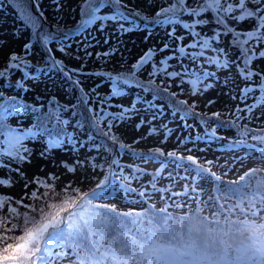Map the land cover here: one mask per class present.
I'll use <instances>...</instances> for the list:
<instances>
[{
    "label": "snow or ice",
    "instance_id": "obj_1",
    "mask_svg": "<svg viewBox=\"0 0 264 264\" xmlns=\"http://www.w3.org/2000/svg\"><path fill=\"white\" fill-rule=\"evenodd\" d=\"M41 0H14L13 6L19 14V18L23 21V28L31 30V41L25 45L27 54L31 55L32 43L39 42L41 50L46 53L44 63L33 64L26 56H18L12 54L10 63L5 70H0V77L10 76L12 69L20 70L23 73V79H19L14 85L15 87L27 93L31 90L26 86V81L40 82L42 77L50 79V74L60 73L62 77L68 81L69 93L75 90L78 95L76 104L71 107L75 109L73 116H80L76 120L73 127L79 131H83L87 126L90 130L87 139H81L76 131H68L69 119L62 117L63 112L69 110L67 105L59 103L55 96L48 101L47 112H42L43 104L36 106L27 103L22 97L7 96L0 91V167L7 168L9 175L0 177V187H12L14 181L10 173L17 172L21 178L25 179V189L29 187L26 174L20 171V168H11L10 163H5V159L22 165L23 162H30L32 149L25 145V141H35L40 136L47 139L46 149L41 152V156L47 158L51 154V150L62 148L65 143L72 147L73 152H78L80 147L85 144L90 149L99 151L103 149L112 159L107 161V157L103 158V162L96 163L97 157L88 158L90 166L93 170H105L106 175L100 179L95 187L85 191L79 186H73V182H69L65 186L62 193H53L51 197L47 193L41 197L40 188H50L51 185L44 179L34 177L32 183L37 185L31 194L25 192L24 197L16 199L10 193L0 192V225H9V227L0 228L5 234L0 235V264H107V261H101L99 249L104 245L124 242L126 247H131V236L136 232V226L141 224L145 217L152 215H160L163 209L157 210L154 204L149 208L137 210L135 208L127 211L117 209L115 204L107 203L110 198L116 197L123 193L125 198L127 194L135 193L141 198V202L151 198L152 193H164L168 189L157 187V179L160 174L168 167L169 164L174 166V170L179 173L183 170L191 175L194 173L193 180L200 178L205 183L209 182L207 174L215 178V182L222 177L221 174L213 171L216 165L214 160H201L200 157L185 154L191 153L196 148L198 142L211 144L223 139L216 135V129L230 128L236 130L240 139L230 141L219 150H237L244 148L247 155L258 154L264 157V143L257 145L256 141L264 142V135L253 134L255 129L242 125L247 121L250 125L253 120V112L261 106H264V72L259 70V66L253 68V62L259 58H264V49L257 51L261 44H264V0H172L167 6H161L153 17L142 15V12L133 8H129L123 0H84L81 7V20L74 29H64L59 26L50 27L45 23L46 17L44 12L40 10ZM53 3L59 4V0H52ZM152 0H149L151 3ZM167 3V0H165ZM35 4L39 15L31 11V5ZM111 7L109 14H101V10ZM58 10V9H57ZM211 13L209 18L208 15ZM185 17H191L190 20ZM144 23L141 24L140 21ZM254 21V24H253ZM99 22V31L103 32L108 27L109 22L117 25L116 31L122 37L125 33L135 30L147 29L148 35H152L156 27L162 30L170 28L166 31L168 40L163 43V47L156 49L155 46L149 48L138 61L131 66V71H121L113 73L111 71H89L85 72L84 68L87 59L92 53L87 51L95 45V35L89 33L92 39L84 36L89 29ZM249 23L253 26L249 29L240 27L243 23ZM128 25L127 27L125 25ZM212 26L208 28V26ZM184 30L185 34L177 35V27ZM201 29H207L202 31ZM23 29L15 30L18 35ZM209 32L211 34H209ZM108 33H105L104 43H108ZM84 36L83 43L84 63L79 68L69 67L64 60L56 58L51 47L53 42L58 46V51L65 56H71L67 51L71 47L74 37ZM191 36L192 39L184 44L183 41ZM228 49L221 46L224 39L228 38ZM148 36H145L147 41ZM173 41L176 46L172 47ZM122 42V41H121ZM3 44V41H0ZM99 44V40H96ZM119 48V44L114 45L109 50L101 53L97 52L98 60L101 57L108 58L113 55ZM239 51V55L235 59L230 57L233 55L232 49ZM170 50V54L162 57L157 63L155 57L160 52ZM191 50V51H190ZM211 52L212 55L208 53ZM80 60L81 57H74ZM188 60L193 65L184 63ZM176 60L177 64L170 63ZM106 60H101V64ZM151 64V71L148 72V79H141L138 75L144 68ZM205 65H215L216 71H210ZM235 65L236 72L240 78L248 82L240 92V100L247 101L250 95L259 89V95L254 97L252 104H245L244 108L239 106L233 112L232 120L224 119V114L220 111L212 113H200L195 111L198 102L193 101L191 104L187 99H178V93L171 91V81L179 77V85L188 83L191 86L190 95L197 94L203 96L205 92L214 88L211 80L219 81L221 78L217 75L220 70H228ZM179 66V70L177 69ZM35 68L32 73L29 69ZM171 69V71L169 70ZM81 76H103L105 80L111 83V92L109 95H101L96 88L85 90ZM157 77H160L157 82ZM254 77H259V83L254 81ZM167 81V83H166ZM229 78L225 77L223 83L227 84ZM103 83V81H102ZM97 88L99 85L96 86ZM135 87L138 89L131 106L121 104H113V98H120L128 95L126 88ZM143 92L145 95H141ZM183 93L184 89L181 88ZM151 93V100L145 96ZM235 99V95L232 96ZM37 100L40 99L38 96ZM91 101V103H90ZM157 101L162 103L157 104ZM215 103L214 100L208 101L205 107ZM99 105L96 107V105ZM142 104L143 108L137 105ZM167 104L173 118L179 114L185 130L194 127L189 125V119H195L204 127V134H197L195 137L191 135L183 140L176 149L165 151L162 147H155L148 151L136 150L133 145L121 142L119 134L113 131V126L119 127L120 123L130 121L135 114L141 111L152 112V121L162 117L165 114L164 105ZM112 108L119 111L113 112ZM34 114L35 123L28 128L13 127L7 123L9 117H18L21 114ZM243 113V115H240ZM264 114V113H261ZM254 119L259 120L260 114ZM105 121L107 122L105 125ZM146 122L141 118L139 124L136 125L137 130ZM214 125L209 130V125ZM243 130L241 131V128ZM163 130L164 143L174 131L163 124L160 126ZM158 129L153 126L150 128L148 135H153ZM250 136L251 141L247 139ZM179 140L180 138L177 137ZM99 140L98 143H92ZM139 141H134L138 143ZM191 142L193 149H184L183 145ZM128 152L133 158L144 162L154 161L161 164V168L152 174L151 184L152 192L144 190L137 191L136 188L130 186V182L139 180L145 175V171L139 166L133 167L130 164H122L121 157ZM118 153V155H117ZM27 154V155H25ZM243 163V160L240 161ZM83 167L81 162H77ZM68 167L67 165H64ZM131 168L132 172L125 175L124 169ZM115 169H119L116 171ZM74 171V168H70ZM169 177L173 176L170 171ZM49 179H58L54 174H50ZM205 183L195 184L193 191L203 188ZM59 195V199L56 196ZM173 197L187 195V186L181 191L171 193ZM32 200L33 203L25 204L24 200ZM164 197H162V200ZM41 200L38 206L34 203ZM50 201V202H49ZM131 204H136L137 200H129ZM23 209V211H21ZM7 233H18L16 235H8Z\"/></svg>",
    "mask_w": 264,
    "mask_h": 264
},
{
    "label": "rangeland",
    "instance_id": "obj_2",
    "mask_svg": "<svg viewBox=\"0 0 264 264\" xmlns=\"http://www.w3.org/2000/svg\"><path fill=\"white\" fill-rule=\"evenodd\" d=\"M125 4L128 5L129 8H133L142 12V15H147L149 17H153L155 13L159 10L161 6H167V4L172 3V0H152L149 3V0H123ZM189 3L192 0H188ZM84 3V0H59V4H55L52 0H41L40 2V10L44 12V16L46 19V24L51 26H59L64 29H74L78 22L81 20V7ZM14 0H0V41H3V44H0V70H5L10 63L12 54H16L18 56H26L28 60H30L33 64H43L44 57L46 53L41 50V45L39 42L32 43L31 55L27 54V50L25 49V45L32 42L31 41V30L30 28H23V21L19 18L18 11L13 6ZM34 5H31V11L39 15L37 11H34ZM58 9V10H57ZM111 7H106L101 10V14H109L111 13ZM211 16V13L206 14ZM185 19L190 20L191 17H185ZM141 24L144 23L143 20L140 21ZM254 24V21H253ZM128 26L127 24L125 25ZM253 25L247 22L240 25L243 29H249ZM117 25L113 22H109L108 27L104 29L103 32L99 31V22L94 25L91 29L88 30L84 34V36H88V39H92V36L89 33H93L95 35V40H92V43L95 45L94 47H90L87 51L92 53V56L87 59V63L85 65L84 71H111L113 73H118L121 71H131V66L140 59L144 55L145 52L149 48L155 46L156 49H160L163 47V43L168 40V36L166 35V31H169L170 28L162 30L160 27H156L152 33V35H148L147 29L143 30H135L129 33H125L122 37L116 31ZM212 27L211 25L208 28ZM17 28L23 29L17 35L15 30ZM202 31L207 29H201ZM105 33H108V43L105 44ZM185 34L184 30L177 27V35ZM209 34H211L209 32ZM84 36H76L74 37V41L71 43V47L67 49L71 56H65L63 53L58 51V46L55 42H53L49 47H51L54 55L58 59L64 60V63L69 67L79 68L81 64L84 63L83 57L85 56V52L83 51V43H78L84 40ZM145 36H148L147 41H145ZM192 39L191 36H187V38L183 41L184 44H187ZM224 39V43L221 45L228 49V38ZM96 40H99V44H96ZM122 41V42H121ZM176 41H173L172 47L176 46ZM119 44L118 50L108 58L101 57L100 60L97 59V52H105L112 48L114 45ZM260 49H264V44H261L257 51ZM191 51V50H190ZM233 55L230 57L231 59H235L236 56L239 55V51L235 48L232 49ZM170 54V50H166L164 52L158 53L155 57L157 63L159 60ZM212 55L211 52L208 53ZM79 55L81 57L80 60L75 59L74 57ZM101 60H106V63L101 64ZM172 64H177L176 60L171 61ZM184 63L189 64L190 67L193 65L187 59ZM259 66V70L264 72V58H259L253 62V68L255 69ZM210 71H216L215 65L208 66L205 65ZM171 71V69H169ZM179 70V66L177 69ZM30 72L34 73L35 68L29 69ZM151 71V64H148L144 70L139 73L141 79H148V72ZM11 75L8 77H0V91H3L7 96H18L22 97L27 103L39 106L41 104L44 107L41 109L42 112H47L48 101L55 96L57 101L63 105H67L69 110L67 112L62 113V117L64 119H69L70 124L68 125V131H76L81 139L86 140L89 132V128L86 126L83 131H79L73 127L75 125L76 120L80 119V116H73L72 112L75 110L71 106L76 104V97L78 93L75 90H72L71 93L66 91L68 88V81L62 77L60 73L50 74L51 78L47 79L42 77L40 82H33L32 80L26 81V86L30 87L31 90L27 93H24L22 90H18L15 87H9L8 85H14L15 82L19 79H23V73L20 70L12 69ZM217 75L221 78L219 81H213L210 79L208 82L214 83V88L208 90L204 93L203 96L197 94L196 96H191L190 89L191 86L188 83H184L179 85V77L171 81L172 88L171 91L177 92L178 97L180 99H187L191 104L193 101H197L198 105L195 111L200 113H212L216 111H220L224 114V119L232 120L234 118L233 112L237 106L244 108L245 104H252L254 102V97L259 95V89L257 88L256 92L250 95V98L247 101L240 100V92L241 88H243L248 82L242 80L239 74L236 72L235 65H233L228 70H220ZM225 77L229 78V82L227 84L223 83V79ZM254 81L258 84L259 77H254ZM81 80L84 82L83 87L85 90H89L91 88H96L97 92L101 95H109L111 92V83L103 76H81ZM160 77H157V82H159ZM103 81V83H102ZM167 83V81H166ZM99 85L97 88L96 86ZM183 88L184 92L181 93L180 89ZM128 95L120 98H113V104H121L124 106H131L135 94L138 89L135 87L126 88ZM141 95H145L143 92ZM235 95V99L232 96ZM40 97L37 100V97ZM146 99L151 100V93H148L145 96ZM178 98V99H179ZM214 100L215 103L211 104L208 107L205 105L208 101ZM91 103V101H90ZM157 104L162 103L161 101H157ZM99 105L97 104L96 107ZM138 108H143L142 104L137 105ZM111 111L116 112L119 111L117 108H112ZM165 114L152 121V124H148L147 121L151 119L153 115L152 112L141 111L139 114H135L130 121L125 123H120L119 127L113 126V131L120 135L121 142L125 144L133 145V147L137 150L148 151L149 149L155 147H162L165 151L176 149L180 140L193 136L195 134L204 133L205 129L203 126L199 124L195 119H189L187 123L189 125H194V127L185 130L183 127V121H181L179 114L173 118L170 109L167 104L164 105ZM264 106L258 108L255 112H253V120L250 125L247 124V121L242 122V125H247L250 128L255 129L253 134H261L264 135ZM260 114V119L256 120L254 117ZM243 115V113H240ZM141 118L146 122L142 125L139 130H137L136 125L139 124ZM11 124L19 125L20 127H30L35 123L34 114H21L18 117H9ZM105 121V125H106ZM163 124H167V126L174 131L168 137L167 141H164V131L160 130V126ZM155 126L158 129V132L153 135H148L151 127ZM214 125H209V130ZM243 130V127L241 128ZM216 135L219 137H223V139L218 142H213L210 145L205 142H198L196 148L203 149L204 151L193 150L192 154L201 158V160L209 159L214 160L216 165L213 166V171L217 172V174H221L222 177L225 178L223 180V184H220V189L216 187V183H220L222 180L220 179L218 182H215V178L211 176V173L207 174L208 181L205 183L200 180V178H196L193 180L194 173L189 175L185 173L183 170L177 171L174 170V166L171 164L168 165L167 168L160 174V177L157 179V187H164L168 189V191L154 192L151 195V198L147 201L141 202V198L135 193L127 194V198H125L124 194H118L114 198H110L107 200L110 204H115L118 210L127 211L129 209L135 208L137 210H142L145 208H149L151 204H154V207L159 211L163 209V211L171 214L170 220L166 218L160 219L156 215H152L149 217H145L143 222L136 226V232L131 236L132 245L131 247H126L123 241H120L117 246L113 248L111 242L107 245H104L99 249V256L97 257L101 261H107V264H153L157 262V264H163V261L159 259L160 256L163 255L164 248L176 245L174 242H179L183 235L182 226L180 223L185 222L186 217L190 214L189 211H192L196 208L197 205L203 210L205 214H208L210 217L220 216L217 215L218 207L216 204V197L224 198L226 203L228 202L225 192L228 190L229 184L236 182L241 179L243 176L248 174L251 170H256L258 173L264 175V157H260L258 154H252L251 156L247 155V150L244 148H240L237 150H219L224 145H227L230 141H237L240 139L236 130L230 128H217ZM177 137L180 139L178 140ZM47 139L45 136L38 137L35 141L28 140L25 141V145L32 149L30 162L25 161L21 164L16 162H11L5 159V163H10L11 168H20V171L26 174V179L29 182V187L25 189V179L21 178V176L12 171L10 173L12 180L15 182L12 187H0V192L10 193L11 196L16 199H20L24 197L25 192L31 194L34 189H37V185L32 183L34 177H39L44 179L51 185L50 188H40L39 192L41 197L44 196L45 193L48 194L49 197L53 195V193L59 194L62 193L65 186L68 185L69 182H73V186H79L83 190H87L90 187L94 186L96 179H99L102 171L100 169L93 170L90 166L89 159L90 157H97L96 163L103 162V158L107 157V161L110 162L112 157L107 154L103 149L99 151L95 149H90L88 144H85L83 147L79 148L78 152H73L72 147L65 143V145L60 149L51 150V154L47 156V158L42 157L40 154L42 151L46 149V143L44 142ZM249 142L251 141L250 136L247 137ZM139 141L138 143H134V141ZM99 140L93 141L92 143H98ZM257 145H260L264 142L256 141L253 142ZM184 149H193L194 146L191 142L183 145ZM27 155V154H25ZM118 155V153H117ZM122 164H130L133 167L139 166L145 171V175L141 176L139 180H134L130 182V185L133 188H136L137 191L147 189L148 192H152L151 184L149 181L152 179V174L161 168V164L159 162L148 161L144 162L142 160H137L133 158L127 151L120 158ZM243 160V163L240 161ZM81 162L83 167L77 162ZM67 165L68 167H65ZM70 168H74V171H70ZM119 171V169H116ZM173 173L172 177L168 176L169 172ZM132 172L131 168H125L124 173L128 175ZM50 174H54L58 179H49ZM9 175V171L7 168L0 167V177H5ZM205 183L203 188L193 191L195 184ZM227 187L225 188V186ZM253 187L256 186V182H252ZM187 186V195L185 196H176L173 197L171 195L174 191H181ZM245 188V187H243ZM91 190V189H90ZM217 195V196H215ZM162 197L164 199L162 200ZM59 195L56 196V199H59ZM129 200H137L136 204H131ZM50 202V201H49ZM25 204L33 203L32 200L25 199ZM36 205H40L42 203L41 200L34 201ZM254 215L258 222H264V199H260L258 202L253 203ZM23 211V209H21ZM166 213V214H168ZM221 220L226 219V214L222 213ZM215 221H212L214 224ZM180 224V225H179ZM9 227V225H0V228ZM261 228L256 224L251 227L253 232H258V229ZM5 234L3 231H0V235ZM8 235H16L18 233H7ZM259 244L260 246H264V233H260ZM152 240H154L155 245ZM3 245L0 244V247ZM64 264H68L67 261Z\"/></svg>",
    "mask_w": 264,
    "mask_h": 264
},
{
    "label": "clouds",
    "instance_id": "obj_3",
    "mask_svg": "<svg viewBox=\"0 0 264 264\" xmlns=\"http://www.w3.org/2000/svg\"><path fill=\"white\" fill-rule=\"evenodd\" d=\"M197 208L185 220V231L176 245L163 250V264H264V246L253 241L248 224L231 221L210 223ZM264 233V227L258 229ZM239 234V242L234 239Z\"/></svg>",
    "mask_w": 264,
    "mask_h": 264
},
{
    "label": "trees",
    "instance_id": "obj_4",
    "mask_svg": "<svg viewBox=\"0 0 264 264\" xmlns=\"http://www.w3.org/2000/svg\"><path fill=\"white\" fill-rule=\"evenodd\" d=\"M33 9H34V11H37L35 5H34ZM16 97L19 98L18 96H16ZM177 98H179V97H177ZM7 123L10 124L13 127H20L19 125L11 124L9 118L7 120ZM23 128H25V127H23ZM203 134L204 133H202V135ZM101 171H102V173H101L99 179H96V182L94 183V186L90 187L86 191H88L90 189H93L95 187L96 183L100 179L104 178V176L106 175V169L105 170H101ZM253 181L256 182V186L255 187H253V185H252ZM221 184H223V182H221ZM227 185L228 184H226L225 188L227 187ZM225 195L227 197L226 200H228L227 203H226L224 198L216 197V199H215L217 207H218V210H219L217 212V215H220V216L210 217L208 214H205L202 211V214H203L205 219L209 220L210 223H212V221H215L214 223H216L218 221H231L233 224H236L237 222H242L243 224H248L250 229L255 224L257 226H259V227H264V222H258L257 219H256V216L253 213L254 209H255V207L253 206V203L256 204V202H258L260 199H262V198L264 199V175L259 173L258 175H256V177H254L252 179V181H249L247 183L246 188H243L241 190L235 188L232 185L229 186L228 190L225 192ZM197 208H200L199 205H197L195 209H193L192 211H189L188 213H191V212L195 211ZM166 213H168V212L164 211L162 214L158 215V216H163L164 215L163 217H158L156 215V218L157 217L160 218V219H165L166 218V222H167V219L170 220V218H172V217H171L170 213H168V214H166ZM222 213L226 214V219L221 220ZM180 224L182 226H184L185 222L183 221ZM182 230H183V233H184L185 228L183 227ZM258 236H260V233L256 232V239L253 241V243H255V244L260 246V244L258 243L259 242V237ZM234 239H236L239 242L240 237H239L238 233L235 234ZM152 242L155 245L154 240H152ZM117 245H119V244H114L113 248L115 246H117Z\"/></svg>",
    "mask_w": 264,
    "mask_h": 264
}]
</instances>
